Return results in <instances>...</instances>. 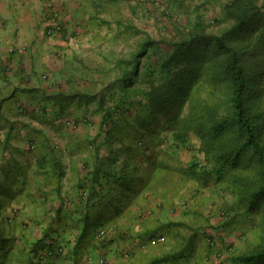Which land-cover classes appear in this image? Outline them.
Returning <instances> with one entry per match:
<instances>
[{
  "label": "crops",
  "instance_id": "obj_1",
  "mask_svg": "<svg viewBox=\"0 0 264 264\" xmlns=\"http://www.w3.org/2000/svg\"><path fill=\"white\" fill-rule=\"evenodd\" d=\"M96 1L0 0V183L25 168L5 213L14 243L7 264H228L238 244L234 224L219 215L223 193L197 188L182 157L155 147L139 158L136 189L106 200V170L126 155L114 162L121 144L105 138L93 99L112 82L118 57L91 56L82 42L92 31L77 27ZM53 13L59 29L49 33ZM165 166L170 178L151 181ZM93 186L98 198L88 200ZM87 213L94 215L83 234Z\"/></svg>",
  "mask_w": 264,
  "mask_h": 264
},
{
  "label": "trees",
  "instance_id": "obj_2",
  "mask_svg": "<svg viewBox=\"0 0 264 264\" xmlns=\"http://www.w3.org/2000/svg\"><path fill=\"white\" fill-rule=\"evenodd\" d=\"M221 8L220 31L208 32L205 21L195 17L177 39L147 37L129 56L115 59L112 82L100 86L101 93L93 98L105 138L121 144L112 151L114 162L126 155L106 170V200L116 199L115 191L132 193L140 182L139 158L147 161L155 147L164 146L161 154L176 156L183 149L192 156L203 154L204 163L191 156L188 164L190 176L202 175L197 188H208L212 179L217 189L229 188L249 211L264 213V110L253 86L262 82L264 73V0H229ZM191 135L199 140L197 149ZM15 168L13 179L0 183V264H7L14 247L6 226L10 218L5 213L13 198L9 192L24 186L25 168ZM161 169L165 172L154 174L151 181L170 178V169ZM94 186L88 200L98 198ZM93 215H84L83 234ZM41 249L38 262L53 252L50 247ZM232 260L264 264V238Z\"/></svg>",
  "mask_w": 264,
  "mask_h": 264
},
{
  "label": "rangeland",
  "instance_id": "obj_3",
  "mask_svg": "<svg viewBox=\"0 0 264 264\" xmlns=\"http://www.w3.org/2000/svg\"><path fill=\"white\" fill-rule=\"evenodd\" d=\"M227 1L229 0H97L92 7L90 6L91 20L88 23H81L80 20L77 27L89 28L88 30L92 31L89 42H82L90 45L88 49L91 56L102 50L107 51L105 53L107 59L122 58L139 48L147 37L155 40L176 38L179 36V31L187 29L195 17L205 21L208 32L220 31L224 28V25L220 23L224 19L221 6ZM261 79L262 82L254 83L253 86L261 94L263 99L261 108L264 110V73ZM190 141L197 149L199 140L191 135ZM163 149L164 146L157 150L160 153ZM176 156L182 157V161L187 165L192 157L204 163L203 154L200 151L194 152L192 156L189 150L183 149ZM190 178L198 186L197 183L201 182L202 175L200 172H194ZM208 183L210 191L220 190L223 193L215 197L218 202L223 200L224 204L219 208V215L224 217L228 224H234L231 234L238 244L234 253H230L228 264H239L230 261L233 255L236 257L246 253L263 241L264 216L262 214L264 213L249 211L246 204L236 202L230 195L229 188L217 189L212 179ZM203 199L210 202L214 197L212 199V197L204 196Z\"/></svg>",
  "mask_w": 264,
  "mask_h": 264
},
{
  "label": "built area",
  "instance_id": "obj_4",
  "mask_svg": "<svg viewBox=\"0 0 264 264\" xmlns=\"http://www.w3.org/2000/svg\"><path fill=\"white\" fill-rule=\"evenodd\" d=\"M48 22V28L46 29L47 32H54L55 29H59V20H58V14L53 13L51 14V16L47 19ZM106 231L105 230H100L97 233V237L100 239H103L105 237ZM211 243H213V241H210ZM100 264H105V260L101 259L99 261Z\"/></svg>",
  "mask_w": 264,
  "mask_h": 264
}]
</instances>
